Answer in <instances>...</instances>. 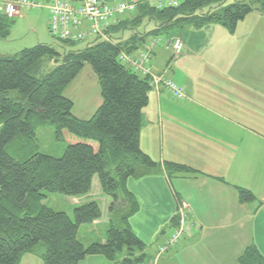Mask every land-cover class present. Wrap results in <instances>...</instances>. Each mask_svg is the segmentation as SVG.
Masks as SVG:
<instances>
[{"label":"trees","instance_id":"obj_1","mask_svg":"<svg viewBox=\"0 0 264 264\" xmlns=\"http://www.w3.org/2000/svg\"><path fill=\"white\" fill-rule=\"evenodd\" d=\"M140 1L135 11L105 29L107 38L87 36L91 40L84 47L76 43L87 37L57 39L59 49L38 43L12 57H0V264H20L25 253L39 254L44 264H78L94 254L117 264H145V244L128 221L138 204L126 180L162 169L168 178L176 172L195 171L174 162L161 165L141 150V113L152 86L149 76L135 73L118 59L119 52L137 51L172 29L220 24L233 32L247 15L264 14V0H179L164 8L150 0ZM12 18L0 14V39L8 36ZM145 21L150 26L137 28ZM128 30L131 35L126 39L123 34ZM147 36L151 38L146 40ZM44 58L56 66L42 75ZM85 64L97 79L101 103L90 118L80 119L63 91ZM47 122L54 126L55 138L66 145L61 156L37 151V129ZM95 176L110 198V217L105 241L84 244L78 230L101 218L98 202L75 204L70 217L42 200L47 193L86 196ZM237 191L241 203L255 200L248 189L238 187ZM173 221L175 229L176 212ZM238 260L239 264H264L254 245L247 246Z\"/></svg>","mask_w":264,"mask_h":264},{"label":"crops","instance_id":"obj_2","mask_svg":"<svg viewBox=\"0 0 264 264\" xmlns=\"http://www.w3.org/2000/svg\"><path fill=\"white\" fill-rule=\"evenodd\" d=\"M175 30L184 33L170 36L181 37L182 51L173 57L171 47L157 45L151 69L172 78L187 96L176 100L163 87L149 90L139 146L161 165L174 162L195 171L176 172L175 182L163 169L129 177L126 188L138 209L128 221L145 244V264H239L249 245L264 256V14L247 15L233 32L220 24ZM238 187L255 200L241 203ZM90 199L96 200L91 190L73 203ZM178 201L186 205L191 227L176 246L159 253L174 228ZM100 208L99 220L81 225L84 244L105 241L106 230L93 240L94 228L109 221ZM20 264L44 263L39 254L25 253ZM78 264L117 263L94 254Z\"/></svg>","mask_w":264,"mask_h":264},{"label":"built area","instance_id":"obj_3","mask_svg":"<svg viewBox=\"0 0 264 264\" xmlns=\"http://www.w3.org/2000/svg\"><path fill=\"white\" fill-rule=\"evenodd\" d=\"M140 2V0H0V14L15 17L21 16L24 11L44 8L47 11L48 32L56 39L76 41L90 35L107 38L105 29L117 22L125 13L135 11ZM153 2L157 8H164L177 5L179 0ZM165 42L166 46L171 47L173 57L179 55L183 49V42L179 37H172L168 41L154 37L134 53L121 50L118 59L135 73L149 76L150 84L156 91L163 87L174 99L182 100L186 95L185 90L164 73H154L151 69L150 52L155 46ZM176 213L179 224L159 247V253L174 247L191 227L187 221V207L184 203L178 206Z\"/></svg>","mask_w":264,"mask_h":264},{"label":"rangeland","instance_id":"obj_4","mask_svg":"<svg viewBox=\"0 0 264 264\" xmlns=\"http://www.w3.org/2000/svg\"><path fill=\"white\" fill-rule=\"evenodd\" d=\"M46 17L47 11L44 8L24 11L21 16L13 17L11 19V26L8 36L4 39H0V57H12L24 48L32 47L38 43L50 44L59 49V42L48 32L46 26ZM146 24V21L145 25L141 22L137 28L139 27V29H143ZM148 25L150 26V23H148L147 26ZM129 32V30L125 31L126 34H129ZM172 34H177L181 37L184 35L182 31L172 29L168 33L162 34L160 37L162 39L167 38L166 41H168ZM189 36H192V34H189ZM90 40L91 37H87L86 39L77 42L76 45L79 47H84ZM160 45H164V43H161ZM55 66L56 63L54 61L44 58L41 69L42 75L52 70ZM99 93V84L88 64H85V66L63 91V94L73 101L74 105L72 112L80 119H88L93 115L99 106V102H101L97 101L98 98L101 97ZM36 145L37 151L39 153L49 154L56 157L62 155L66 146L63 141L57 140L55 138L54 126L48 122L37 129ZM171 176L173 182H175L174 176ZM93 179L95 184L93 185L92 180L91 193L95 195V199L99 205L103 206L102 210L105 215L104 219H108L107 206L109 205L110 201L108 203L107 195L100 189L98 177L95 176ZM73 199L74 197L72 196H67L60 193H47V196L42 200V203L53 210L64 211L70 217H72V208L74 206ZM103 199L107 200V205L103 204ZM82 227L84 226H81V228L78 230V238L80 241H84L85 237L83 235L86 233L84 230L85 228ZM107 228V224L101 223L97 225L94 228L93 240H97L98 236H101ZM36 255L38 254L36 253Z\"/></svg>","mask_w":264,"mask_h":264}]
</instances>
